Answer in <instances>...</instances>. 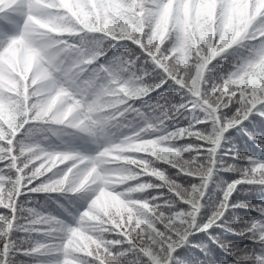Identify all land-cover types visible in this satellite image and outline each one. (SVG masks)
I'll list each match as a JSON object with an SVG mask.
<instances>
[{"label": "snow or ice", "instance_id": "snow-or-ice-1", "mask_svg": "<svg viewBox=\"0 0 264 264\" xmlns=\"http://www.w3.org/2000/svg\"><path fill=\"white\" fill-rule=\"evenodd\" d=\"M200 6L198 0H192L193 16L189 18L185 0L0 3V264L51 255L61 256L54 264H81V256H86L87 264H109L110 260L112 264H122L128 252L140 257L143 264H183L179 258L191 259L189 253L197 248L207 256L211 251L209 245L223 247L218 240L214 243L217 225L203 231V220L195 228L180 232L164 230L162 239L152 234L154 243L148 242L150 253L144 244L137 246L139 237L118 232L110 233L108 246L93 248L90 254L79 249L64 250V242L71 243V236L79 229L63 220L58 221L62 235L60 250L55 253L35 251V246L17 247L15 242L20 232L16 216L29 193L59 194L65 198L86 196V207L73 218L80 221L90 215L101 185L92 189L78 185L88 169L97 164V156L103 157L106 148L103 151L101 148L107 139L91 130L96 122L93 114L107 109L104 111L107 118L124 113L130 106L134 110L143 109L166 98L173 90L189 92L187 82L173 71L174 62L187 66V61L195 60V70L204 68L208 84L202 83L201 87L212 90L226 105L218 108V113L228 121L238 122L231 128L235 132L249 139L259 138L264 145V121L260 123L259 136L245 123L250 117L253 120L264 117V75L255 73L259 84L251 87L247 86V78L239 85V91L228 87L246 67L264 64V8L257 11V0H251L241 22L240 17L234 16L235 5L231 0H215L209 14L197 18L195 12ZM241 48L247 50L244 63H233L238 53L243 58L244 53L237 51ZM217 69L214 82L213 70ZM121 86L133 93L132 98L124 96ZM137 91L142 93L138 99ZM5 94L18 98L15 106L6 101ZM118 101L122 103L116 107ZM34 131L46 132L49 135L44 140L54 139L65 146L70 140L86 138L98 150L89 154L69 147L49 148L40 142L30 144L27 141ZM227 134L234 135L232 131ZM81 160L87 163L77 167ZM45 161L51 164L59 161L60 167L46 171ZM49 181L62 188L49 190ZM227 218L225 214L217 223L223 224ZM197 232L200 235L194 234ZM147 236L145 233V239ZM230 253L236 256L235 251ZM256 259L258 264H264V256ZM234 264H239L238 258Z\"/></svg>", "mask_w": 264, "mask_h": 264}, {"label": "trees", "instance_id": "trees-1", "mask_svg": "<svg viewBox=\"0 0 264 264\" xmlns=\"http://www.w3.org/2000/svg\"><path fill=\"white\" fill-rule=\"evenodd\" d=\"M244 1L231 0L235 5L234 16L240 17L241 22L247 15ZM191 2L185 0L189 5L186 11L189 18L193 16ZM198 3L200 9L206 2L198 0ZM198 9L195 12L197 18L207 16L211 11L208 8L200 9L196 14ZM237 51L244 53V56L242 58L238 53L232 62L243 64L247 50L241 48ZM194 63L195 60H189L187 66L178 62L171 65L173 71L180 75L196 73L197 82L187 83L190 94L173 90L166 98L153 101L143 109L134 110L130 106L124 113L107 118L104 117L107 109L93 114L96 122L91 128L97 125L107 139L102 145V151L106 148V152L102 158L97 156L96 165L101 174L89 168L78 185L88 189L96 184L101 185L90 215L80 221L73 218L86 207V196L65 198L59 194L29 193L27 202L22 203L21 212L16 216L20 228L15 237L17 247L35 246L33 250L44 254L59 251L62 227L58 221L63 220L79 229L71 236V243L64 242V250L79 249L90 254L93 248L108 246L107 242L112 239L110 233L118 232L139 237L137 246L144 244L150 253L148 242L152 241V234L162 239L164 230L180 232L195 228L203 220V231L217 225L214 243L218 240L223 247L209 245L211 251L207 256L197 248L189 253L191 259L182 256L179 261L183 264H234L238 258L239 264H258L256 258L264 256V243L257 241L264 240V165L260 164L264 163V145L259 143V138L249 139L231 129L238 122L228 121L222 113H218L217 109L226 105L212 90L201 87L202 83L207 85L208 81L204 80V68L195 70ZM218 71L213 70L214 82ZM255 73L264 75V64L246 67L235 82H229L228 87L239 91V85L244 83L245 78L248 87L259 84ZM121 91L124 96L132 98L133 93L125 86H121ZM140 95L142 93L137 91L135 98L138 99ZM5 99L13 106L18 100L16 96L7 94ZM119 103L122 101H118L116 107H119ZM261 121H264V117L256 120L250 117L245 123L250 124L251 130L259 136ZM155 131L160 133L155 134ZM228 131L234 135H228ZM48 135L34 131L27 142H40L49 148H73L74 140H70L66 146L58 145L54 139H43ZM45 164L46 171L60 167L59 161L55 164L45 161ZM210 165L211 168L208 167ZM47 183L49 190L62 188L52 181ZM124 185L132 187L124 188ZM68 212L73 215H68ZM182 214H190L185 225L179 222ZM225 214L228 218L223 224H218ZM145 233L148 234L147 239ZM240 233L246 235L241 236ZM194 234L200 235L199 232ZM230 251H235L236 256ZM23 259L26 262L17 260L14 264H37L38 261L54 264L61 256ZM80 261L87 264L86 256H81ZM109 264H112L111 260ZM122 264H143V260L128 252L122 258Z\"/></svg>", "mask_w": 264, "mask_h": 264}, {"label": "rangeland", "instance_id": "rangeland-1", "mask_svg": "<svg viewBox=\"0 0 264 264\" xmlns=\"http://www.w3.org/2000/svg\"><path fill=\"white\" fill-rule=\"evenodd\" d=\"M1 1V3H3V2H5V0H0ZM215 2V0H212L211 2H209V3H206L202 8H200V9H204V8H207L210 4H213ZM199 9V10H200ZM199 10H197V13L196 14H199ZM182 76V78H183V81L184 82H187V83H191V84H195L196 82H197V75H196V73H194V74H189V73H184L183 75H181ZM85 144H84V146H85V148L89 151V152H91V151H94V149L93 148H95L96 146H95V144L94 143H88L87 142V139L85 138ZM89 152H87V153H89ZM84 162H86L85 160H83ZM209 168H211L212 166L210 165V166H208ZM206 169V168H205ZM190 199H192L193 198V196H188ZM188 216H190V214H182L180 217V219H179V222L182 224H187L188 223V221H189V217Z\"/></svg>", "mask_w": 264, "mask_h": 264}]
</instances>
